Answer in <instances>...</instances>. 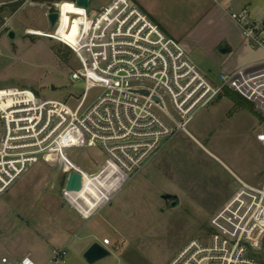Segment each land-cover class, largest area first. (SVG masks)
Listing matches in <instances>:
<instances>
[{"label":"rangeland","instance_id":"obj_1","mask_svg":"<svg viewBox=\"0 0 264 264\" xmlns=\"http://www.w3.org/2000/svg\"><path fill=\"white\" fill-rule=\"evenodd\" d=\"M75 1L0 0V88H28L41 99L77 107L86 89L84 79L72 77L81 68L79 61L70 47L46 37L51 32L47 16L61 4L53 37L77 47L76 35L90 19L85 21ZM110 1L90 0V7L99 10ZM209 1L213 7L212 0H172L176 15L167 21L179 33L190 31L188 55L221 82L222 71L232 72L228 69L238 67L250 53L237 46L239 40L255 55L260 49L252 48L223 12L216 8L206 13ZM239 1L245 5L241 9L264 22V0ZM10 31L17 33L13 41ZM220 40L233 43L231 56L216 48ZM245 83L251 86L247 78ZM226 89L221 99L194 116L186 132L164 139L143 168L129 177L111 171L89 176L106 163V155L100 145L80 143V130L71 128L62 140L65 160L45 156L0 194V260L33 255L47 264L52 251L62 249L66 264H90L84 253L99 243L111 254L95 264H165L189 241L206 239L210 218L236 190L260 189L264 183V144L257 139L264 133L262 99L258 106L247 103L253 111L236 107ZM99 95L98 88L91 89L86 106ZM71 171L88 176L80 193L66 190ZM165 193L177 195L179 205L168 207L161 198Z\"/></svg>","mask_w":264,"mask_h":264},{"label":"built area","instance_id":"obj_2","mask_svg":"<svg viewBox=\"0 0 264 264\" xmlns=\"http://www.w3.org/2000/svg\"><path fill=\"white\" fill-rule=\"evenodd\" d=\"M213 1L228 5V16L251 47L264 52V22L253 19L245 7L235 10L237 0ZM73 4L84 10L86 22L90 19L76 35L77 47L54 38L55 30L45 36L74 51L81 68L72 77L85 80V92L73 109L65 101L41 99L28 88L0 90V194L45 156L65 160L62 140L73 127L82 134L80 143L100 145L107 158L89 176L111 171L129 177L143 168L164 139L186 132L194 116L221 97L225 88L255 105L258 99L264 104V60L253 64L251 72L248 67L223 71L217 82L133 0H111L90 14L76 1ZM56 11L59 25L61 4ZM257 78L263 83L255 82ZM93 88L100 95L86 106ZM262 137L264 133L259 135L264 144ZM82 175L85 185L86 174ZM208 226L206 239L189 241L165 264H264V183L260 189L236 190ZM0 264L40 263L24 255L1 257ZM47 264H66L65 252L53 250Z\"/></svg>","mask_w":264,"mask_h":264},{"label":"crops","instance_id":"obj_3","mask_svg":"<svg viewBox=\"0 0 264 264\" xmlns=\"http://www.w3.org/2000/svg\"><path fill=\"white\" fill-rule=\"evenodd\" d=\"M133 1L136 4H138L158 25H160V27L166 32V34L173 37L177 41H180L182 43V46L186 50V52L187 51L189 52V50L191 49V44L189 43V40H186V38L190 34V31L188 30V31H184L182 33H179L175 29V27H173V25H171L167 21V16L171 17V16L176 15L175 12L177 9L172 6V4H171L172 0H133ZM212 2L214 3L213 7L209 1L210 5L207 7L206 13H210L214 9L216 10V8H217L218 10L223 12V14L228 16V13H227L228 5H225V3L218 4V3L214 2L213 0H212ZM242 6H245V5H244V3H241L239 0H237L236 3L233 5L235 10L241 9ZM246 7H249V6H246ZM224 41L225 40H220L219 42H217L216 48L218 49L219 46L222 43H224ZM226 43L231 48V52L228 53L227 55L231 56L234 52V45H233V43L232 44H229L228 42H226ZM237 46L238 47H244L245 46L248 50H250V53L247 51L248 56L244 60H242V62L239 63L238 67L229 68L228 70H232V72H233V71L237 70L238 68L250 66V65L252 66L253 64H256V63L264 60V57H262V56H264V52L261 49H260V54L262 53V56L258 53H256V55H255L254 52L252 51L253 49H250L245 44L244 41L239 40V43ZM222 97H223V95L219 99H221ZM257 139H258V142H260L259 136H257Z\"/></svg>","mask_w":264,"mask_h":264},{"label":"water","instance_id":"obj_4","mask_svg":"<svg viewBox=\"0 0 264 264\" xmlns=\"http://www.w3.org/2000/svg\"><path fill=\"white\" fill-rule=\"evenodd\" d=\"M76 4L79 7H83L90 14V0H76ZM49 21V26L51 30H55L58 25L59 13L57 11L51 12L47 16ZM8 37L13 41L17 37V33L14 31H10L8 33ZM219 51L223 54H228L231 52V48L227 43H222L219 47ZM55 89V87H52ZM220 98V97H219ZM85 185L83 183V175L78 171H71L69 173V177L66 183V190L74 193H80L84 189ZM161 198L168 201L172 199L169 204V207H177L179 205L178 196L175 194L165 193L161 195ZM110 251L99 243L92 244L84 253L85 259L90 264H95L96 262L108 257L110 255Z\"/></svg>","mask_w":264,"mask_h":264},{"label":"trees","instance_id":"obj_5","mask_svg":"<svg viewBox=\"0 0 264 264\" xmlns=\"http://www.w3.org/2000/svg\"><path fill=\"white\" fill-rule=\"evenodd\" d=\"M226 93L229 94V96L233 99V101L235 102V106L236 107H246V108H249V109H253L252 107H248L247 106V103L248 104H251L252 106H255L253 102L247 100L246 98H244L243 96H241L240 94H238L237 92L235 91H232V90H227L226 89ZM253 111V110H252Z\"/></svg>","mask_w":264,"mask_h":264},{"label":"flooded vegetation","instance_id":"obj_6","mask_svg":"<svg viewBox=\"0 0 264 264\" xmlns=\"http://www.w3.org/2000/svg\"><path fill=\"white\" fill-rule=\"evenodd\" d=\"M7 88H10V87H7ZM1 89H5V88H0V90H1ZM2 132H3V127L0 125V134H1ZM171 201H172V199H170V200H168V201L165 200V202H166V203L169 202V204H170ZM168 207H169V205H168Z\"/></svg>","mask_w":264,"mask_h":264},{"label":"bare ground","instance_id":"obj_7","mask_svg":"<svg viewBox=\"0 0 264 264\" xmlns=\"http://www.w3.org/2000/svg\"><path fill=\"white\" fill-rule=\"evenodd\" d=\"M80 9H82V8H80ZM84 178H85V176H84Z\"/></svg>","mask_w":264,"mask_h":264},{"label":"snow or ice","instance_id":"obj_8","mask_svg":"<svg viewBox=\"0 0 264 264\" xmlns=\"http://www.w3.org/2000/svg\"><path fill=\"white\" fill-rule=\"evenodd\" d=\"M262 139H264V137H262Z\"/></svg>","mask_w":264,"mask_h":264}]
</instances>
